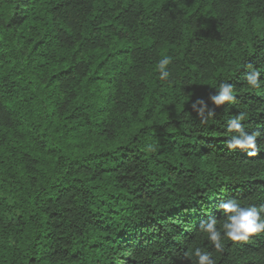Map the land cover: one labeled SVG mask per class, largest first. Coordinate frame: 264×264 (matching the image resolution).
I'll use <instances>...</instances> for the list:
<instances>
[{"label": "trees", "instance_id": "obj_1", "mask_svg": "<svg viewBox=\"0 0 264 264\" xmlns=\"http://www.w3.org/2000/svg\"><path fill=\"white\" fill-rule=\"evenodd\" d=\"M227 198L264 205V0H0V264H264L200 231Z\"/></svg>", "mask_w": 264, "mask_h": 264}, {"label": "clouds", "instance_id": "obj_2", "mask_svg": "<svg viewBox=\"0 0 264 264\" xmlns=\"http://www.w3.org/2000/svg\"><path fill=\"white\" fill-rule=\"evenodd\" d=\"M171 63L170 57H165L158 61L159 76L162 80H167L171 73L168 70V65ZM251 69V65L249 66ZM260 71L255 70L254 74L247 76L248 85L259 87L258 76ZM218 95H211L210 100L214 105L220 106L225 103H231L234 100V87L227 82H221L218 86ZM201 105L199 110L196 105ZM207 105L202 99H198L192 104V109L197 111V114L202 118L201 122L205 123L207 118L203 112ZM213 113L209 111V117ZM245 117L237 115L227 121V132L233 133L230 139L226 142L229 150H251L247 151L248 156H256L260 149L257 146V138L262 134L260 132H252L245 130L241 121ZM224 214L225 219L219 223L216 218L202 222L200 231L206 236L211 245L217 251L223 249L224 241L240 242L247 241L250 236L264 233V205L257 207L255 204L243 205L233 198H227L220 202L217 206ZM186 257L193 260V264H215L212 255L204 248L196 247L194 250L187 252Z\"/></svg>", "mask_w": 264, "mask_h": 264}]
</instances>
